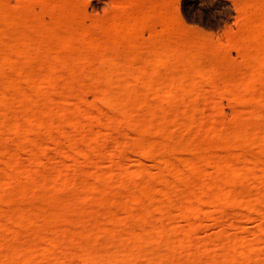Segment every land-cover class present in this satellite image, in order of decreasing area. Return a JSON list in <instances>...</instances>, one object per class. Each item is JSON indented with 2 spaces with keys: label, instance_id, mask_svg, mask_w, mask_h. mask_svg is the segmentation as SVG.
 <instances>
[{
  "label": "bare ground",
  "instance_id": "6f19581e",
  "mask_svg": "<svg viewBox=\"0 0 264 264\" xmlns=\"http://www.w3.org/2000/svg\"><path fill=\"white\" fill-rule=\"evenodd\" d=\"M61 1L58 2V4L51 1V3L56 4L54 5V7L53 4L51 5L52 9L58 6V9L53 10L49 8L50 4H48V7L46 3L48 12L45 11L47 9L46 7L44 9V3L43 8L39 7L44 9L43 12H41L42 10L38 8L39 10H41L40 13L38 12V19L35 18V16L37 17L38 15H34L35 12L33 11V8H30V10H32V13H29L31 14V16L34 13V17L29 16L30 14L26 15L24 12L25 9H21V11L18 10V14V12H13V10L8 9L7 7V10L6 8L4 9L3 7L5 6L3 5H5V3L2 4L3 0H0V17L2 19L0 21L4 22V24L7 23V27H10L4 29L2 27L0 28V42L3 41V43L0 44V109L5 107V111L3 109L2 110L6 113V110H8V108H13L14 112L12 110L8 111H11L13 115L15 113L14 116H17L15 110H17V108L19 107L17 105H21L23 109L20 106L21 108L19 107V111L22 109L25 112L24 109L27 108V112L30 113L29 108L31 110L32 105L33 108L35 107V105L38 106L37 102L40 99L42 103L39 104V107L41 106V109L39 108L38 110L35 107L34 110L40 111V114H44L41 117L40 115H38L37 119V116L35 117L31 115L33 113H31L30 116L25 115V113L22 114V112L20 113L17 110V112L21 114L18 115L19 120H17V118L12 117V114H10L11 112H9V114L11 115L10 117L13 120H9L7 114L6 117H4L6 120H0V134L1 131L3 132L2 134H5L4 130H7L6 132L8 133L17 132V134L18 132L22 131V133L26 136V138L25 136L23 137L24 142L22 139H19L22 137V133H19L22 135L18 134L19 141L17 140L18 142H15L19 145L17 146V144H15L16 148L20 147L18 148L20 150L21 147H23L20 143H26L27 140L31 138V135L35 133L33 131L35 130V128L37 130L41 126H44L45 130L49 128L50 131L54 129L58 131L57 127L59 126V124V127H61V124L65 122L67 125L65 124V127L63 125L64 128H68V125L69 127H71V129L73 128L72 130L70 129L72 133H69V135L71 141H73L72 143H70V145L73 143L74 144L69 151L73 154L76 153V157L72 154V156H68H71L70 159H74V161H71L72 166H74V170L72 168L71 170L75 173V169L78 166L79 160L82 158H84L86 162L83 160H80V162L83 161L84 163H89L92 166H95L97 164V162L93 160L94 158L92 159L93 155H97H92V153L98 147V143L96 141L99 137L97 138L96 136H102V138H104L105 132H109L104 131L103 127H105V130H107V127H116L114 130H117V126H120L121 123H124L125 126H129V128L135 129V134L138 133L137 135H140L138 136V138L140 137L138 140L143 142H140L141 144L136 143V145H132L133 143H130L129 140L127 141L128 143L124 140V142L122 141L118 144L114 139H112V141L117 144L118 150L127 148L131 149L139 159H144L146 157L152 158L156 163L158 176H160V179L158 181L159 188L158 192H154L152 191L153 189L150 188L130 190L126 199L123 201L118 199L117 196H115L114 198V195L109 196V199L108 196H105L106 199L104 200L105 197H103V194L106 195L108 193L107 190L110 191V188L108 189V183L106 185L107 179L105 180L103 178L109 177L107 176L109 175V173L105 174L107 171H104L105 173L99 171L100 173H102V175H100L98 171L92 170L96 172L92 174L93 172L91 171L92 176L90 172H88L91 178L95 175L97 176L98 174L100 175V177L97 178L95 176L97 179L94 177L95 179H91L89 183L86 180H83L82 177V180H79L77 174H72L73 172L71 173L70 169H67L64 162L67 159L69 160L67 156V159L64 158V161L61 160V164L62 166L64 165V167H61V164H59L57 165L58 169H53L54 167L51 168L52 173H49L51 179L48 176L49 181L52 183L51 185L49 184L50 182L48 183V178L44 176L45 181L47 180L46 182L48 183L45 184L44 182V184L47 186L50 185L52 188H50L49 186V189H44L45 192L44 190L42 191L44 192V195H41L45 196V193L48 191L49 195L42 197L44 198V200H46L45 202H53L55 200V196L52 197V194H54V192L59 191L65 194L71 191V189L67 191L61 187L65 186L64 182L66 180L68 182L69 180H71L72 182L74 181L73 179L83 181L81 183L79 182V186H77L79 187L80 191L76 189V187H74V190H72L71 192L76 194H71L70 192L68 196L62 195L61 199L63 198V196L67 197L65 201L67 203L59 206V202L61 201L62 203L63 199L58 200L53 203L54 205L57 204L55 205V208L51 202L49 206L46 205L48 203H45L46 207H43L44 204H42L41 206H39L40 208H37L38 206L33 204L34 209L31 206L28 209V205L30 203L27 202L29 203L28 205H26L25 203V207L27 208L23 207L24 209H22V206H18L21 208L18 209V207L16 206L17 208L14 207V209H17L16 212L12 210L14 211L12 215V212L10 211L8 212L9 214H7V211L4 210L3 207L5 205H8V201L9 203L13 202L15 203L14 205H18L16 201H19L20 198H27L29 197L28 195H30L27 186H25V188L27 189H24L22 186L23 184H21L22 182L20 181L21 179L19 177L22 175L18 176V174L23 173L24 176L26 171L28 170V173H26L27 176L24 177L30 180V176H32L31 172H37L35 171L37 170L36 167L42 164V157L48 150L47 147L49 148L51 144H53L52 146L54 147L57 146V140L55 139L56 142H54L52 141L54 138H50L51 143L49 139H45L47 142L43 140L44 142L39 141L41 143H36V140H32L31 138V143H28L30 145H25L28 147H25L28 149V151L31 148L29 152L30 154L28 153L30 156L28 155L27 158L29 160H26V162H24L26 164L28 163V166L26 164H21V162L18 164L17 160H19V152H17L15 148L14 150H12L13 148H9V146H6L5 144L6 149L3 148L5 150L4 152L0 151V159L4 157L2 162H4L3 165L8 168L7 169L4 166L7 169L5 170L9 171V173L6 171H4L3 173L2 171V174L0 175V183L3 185H5V183H8V185L15 186L20 179V183H17L16 187L22 188L17 189L15 187V191L12 190L13 192L11 191L9 193H17V190H19L20 193H18L22 194V196H19V194H14L12 196L10 194L9 196H7L9 194L7 193L5 197L4 194H6V192L2 189V187H0L5 192L3 193L2 190L0 191V202L3 204L5 203L1 207L2 209L0 208V214L3 216L4 220L3 224L1 222L2 218H0V238H3L2 235L5 234H2L3 232L7 231L8 233H11L13 230L12 238L5 234L6 238L4 237L3 241L5 244H7L8 242H11V244H15V246L13 247L11 244H8L9 246L11 245V248L7 245V247H9L11 250L6 249L7 247L4 244L6 249L4 251V249L2 248L4 247L3 242H1L2 246H0V250L3 251H0V257H3L2 254L5 256L4 258L0 259V264H9V261H12V264H35V262H37L36 260L39 258H41L40 260L47 258L46 260H43L46 261L44 263L47 264H52L51 262L53 261H55L53 263L59 264L60 262L58 261H61L62 259L63 262L60 264H64V261L69 260L66 258H71L69 262H71V260L74 258L72 261L78 260L77 263L82 259L84 264H135V262L141 258H147L146 264H160V260L162 264H175L177 260L174 256V252L187 249V261H193L197 264H264V252L259 253L257 249H254L256 248L257 242L260 240L261 236H264L261 228L262 223H264V124L262 123L261 125V123L259 124L257 122L261 118L264 119V109H261L262 106L258 109L253 108L252 110H250L251 106L248 107L249 110L247 108L245 109L248 110L251 115V120L249 118L250 121L247 120V123L232 124L225 130H221V128H214L215 132L213 131V136L212 134L211 136L209 134V136L203 135V137L201 135L197 142V146H195L196 148L194 150H190L191 152L188 153V157L185 158L184 156L187 155H184L181 156L182 158L184 157L183 159L181 157L180 159H173L175 157H179L175 156L177 153H182L183 151L186 152L188 150H184L185 146H182V144L184 145V143H182L181 141H179L180 143H178L177 141L172 140L173 138L168 135V131L175 130L176 128L194 130L196 127V129H199L202 127V124L197 123L198 121L196 122L195 119L203 109L208 110L211 114H218L219 112L218 105L214 99L217 89L213 87V91L211 90L212 92L206 90L203 92L204 89L202 87L203 83L201 79L204 76V51L207 47L210 48L209 44L206 42H197L196 38H193L192 43H186L187 33L190 31L195 36H197L196 32L194 30H188L182 24L176 12L168 7H166L164 10H157L155 7H150L147 13L144 14L137 6L133 5L134 0H120L122 12L120 11L114 14L107 22H105L104 24H100L101 26H98V32H96L97 34H94L96 31L95 28L93 29L95 24L93 23L94 26L92 25L91 27L92 30H94L93 32L92 30L87 29L89 26H83L84 24L81 20V14H79L80 12L77 10V7H74L73 9V5L69 6L70 8H72L69 9L68 12H66V14H68H64V12L66 11V9L64 11V8L67 7L68 3L66 1L65 3H63L64 1H62L61 3ZM22 11L23 13L21 14L20 12ZM53 13H56L57 15H54ZM62 14L63 17L60 18L59 16H61ZM40 15H42L43 17H48L49 21H44L45 23L48 22L47 25L44 23L45 27L43 26V22L41 23L40 21H38L43 19L42 16L40 18ZM52 15L54 16V19H51L53 18L51 17ZM64 15L68 16V21H66L67 17L66 19H63L65 18ZM247 23V29L245 28L244 30L245 35H243L242 39H240L241 43L239 46V52L241 53L243 58V66H245L249 71L247 73L244 72L243 68L241 69L237 67L218 72L220 78L219 80L222 83L220 84L223 86V91H227L233 96H237L244 101H252L251 98L254 97L253 94L255 95L256 92H251L244 88L243 82L246 79H248L249 82H258L260 84V92H257L258 94L256 93L257 95H259L258 97H256L258 99L260 98L261 102L264 103V16L263 14H252V16L249 17ZM39 24L42 26H40ZM146 25L151 28L155 25H160L161 28L160 32L153 35V38L150 42L140 41L139 38L140 31ZM11 28L15 31L12 30L13 32H10ZM15 28L21 29L18 31ZM6 29H8L9 31ZM16 32L18 33V35H16L17 37H9V33H12L11 35H13V33L15 34ZM3 44H5L4 46L6 50L4 46L1 47V45ZM1 49H3L4 51H2ZM31 63H43L44 66H42L45 68H42V66L39 64V66H41V70H44H42L41 72L37 70V72H35V70H32L35 64L30 65ZM93 65H96V67L94 68ZM27 66L32 67L28 68ZM216 66L217 65L215 63L213 65L214 70L212 73H215L216 70H218V67ZM83 76H87L85 77L87 79L88 77H90L93 82V86L91 83V88L88 87L89 89L85 88V90L88 89L90 91V89H92V95H94L93 97H95L96 101L98 100L100 101L98 103H101L103 105L105 104V106L110 108L112 111H109L112 112L114 116L112 115V113L108 114L112 115V117L107 116V112L105 111L106 113H101V110H99L98 113H94L97 112V110H95L92 105L88 104V106L85 102L83 103V100H81V91H83V88L80 89L81 96L80 94H77V92L79 93V90H71V92L73 91V94H75V96L70 94L71 98H73L71 99L73 100L71 102H74L76 105H74V110L68 109V113H66L67 108L63 106V108H65V112H60L61 114L59 112V114L57 112L55 113V111L53 110L55 108V105H59L60 103L63 104L64 101H66V103L69 102L67 100L70 99V97L68 96V98L64 95L66 90L63 89L66 87L67 81L70 84L71 80L76 81L75 79L79 80L81 78V80H79V83H83L87 81V79L85 81L83 80L85 79ZM60 77L61 80L65 79L66 85L63 88H60V90L62 89L63 92L58 91V89L55 92V90H51L54 86L53 82L55 83L57 78L60 79ZM199 77L201 78L198 81ZM18 81H21L20 83H27V85L29 84L31 86V88H29L30 86L28 87V89H30V92H27V90L25 89L21 90V88L19 90H21L22 92L26 91L27 93H22L19 90H15L14 92L13 89L19 88L17 84L15 85L16 82L19 84ZM42 85L45 86L43 89L48 87V91L51 87L48 94L50 95L49 98L45 90L42 92L40 91V88L43 87ZM15 86L17 88H15ZM54 87V89H56V86ZM68 88L66 87L65 89L68 90ZM10 89H12L15 94L13 93V96V94L10 93L9 95L11 96L12 94V96L9 98V95L7 94L9 92L7 91H11ZM50 92L54 94L57 92H62L60 94L58 93L60 101L58 100V96H56L57 99L54 100V98L51 97L52 95ZM29 93L30 96H28L29 98H26L27 100H25V102H28V99H31L32 102V98L36 99H33V101H37L33 103L29 102L31 106L29 103V105L24 104V99L26 96L24 94ZM256 97H254V99H256ZM13 98L15 99V101L17 100L15 105L17 107L16 109H14L15 106H10L15 104ZM52 98L54 101L52 100ZM65 98L68 99L65 100ZM51 101H53L54 103L55 101L58 102L54 104ZM173 102L177 103L176 107L177 105L179 107L176 112L178 113L181 111L180 113L182 117L184 114V123L175 115L171 116L170 118L167 117V111H165L163 105L168 106ZM262 103L261 105H263ZM23 104L30 107L28 108L26 106L24 108ZM1 105H3V107ZM56 107L58 108V106ZM180 107L183 109V113ZM141 109L142 111H145L139 112V114L142 115L144 113V117H141V115L139 114L138 115L140 117L137 115L138 111H140ZM2 110L1 112H3ZM69 110H71L72 113L69 112ZM57 114L64 119V121L63 119H61L63 122L60 120V118L58 120L55 119L56 121H58V125L54 120L56 116L58 117ZM67 114H70L72 116L75 115V117H79L82 119H85L87 117L98 121L104 119V121L106 122L99 126L100 128L103 125L101 128L104 131V134L102 130V134L101 131L98 133L99 130H97V132H93L92 134V128L90 127V125L83 124L81 122L82 119L79 120L78 118L77 122H74V118L71 116L68 118ZM261 115L263 116L261 117ZM43 116L44 118L46 117V121L44 120V122L43 120L41 121V118L43 119ZM70 118H72L73 121H70ZM178 119L181 121H179ZM51 121L55 122L53 123L55 124L54 126ZM59 121L62 123H60ZM78 122H81L80 124L81 126L83 125V127H85L84 125H88L86 126V128L87 130L88 128H91L90 131L84 130L81 126H79ZM39 125L41 126L37 127ZM55 126L56 128H54ZM111 128L108 130H113ZM80 130L83 131L84 136L89 132L87 134V136L89 135L87 137L88 139L83 141L85 137H83L81 134L80 136L82 137H76V140L78 138L80 139V143H75V137H73V134L75 133L74 131H77L76 134L78 136V132H80ZM29 132L34 133L30 134ZM204 132L205 134H207L206 131ZM150 133H152V135L157 134V137H153V142L151 141L152 138L147 139L148 137L146 138L145 136H143L144 134L147 136ZM95 138L96 140H94ZM105 138H107V136ZM143 138H146L147 140L145 139V141ZM5 141L7 142L8 139L4 140V142ZM48 141L50 145L47 146L46 143H48ZM162 144L167 145V147L166 149H161V151V147L159 148L157 145ZM218 145H223L225 147H228L229 149L232 148L231 150H234V152L232 151V153L234 154L232 155L230 152L231 156L229 157V154L225 161H223V167L216 166L212 173H206L201 170V165H210L212 163H215L216 155L214 153V148ZM253 145H256V149H253ZM78 146L82 148H78ZM25 148L23 147V149ZM74 148L75 151L73 152L72 149ZM251 148L253 149V151H255V153L251 151ZM87 149L90 152L92 151L91 154H89L90 152L87 151ZM256 151H258V154L256 153ZM16 154L18 156H16ZM61 154L65 155L66 153L62 152ZM88 154L92 156L90 157ZM77 157L81 158L76 160L75 158ZM99 158L100 155H98V159ZM95 159H97V156ZM75 160L78 162H75ZM22 165H26L27 168L26 166L25 168L27 170H25L24 166ZM65 168L67 169L68 173L64 171L66 170ZM92 168L94 169L95 167ZM31 169L34 171H32ZM86 172L81 171V173H85V175L87 174L88 176V173ZM70 173L72 174V176H70ZM76 173H79L78 169H76ZM164 173L169 176L163 177ZM38 175L39 174L37 173V176ZM73 175L75 177L72 179L71 177H73ZM118 175L121 178L120 186H123L125 179L128 177V173L119 170ZM28 176L30 178H28ZM66 176L69 178V180L66 179ZM38 177L41 176L39 175ZM38 177L35 182L39 180ZM44 177H42L43 180ZM168 177H173L174 180L171 179L173 181H169L170 179ZM93 180H97L98 182L93 183ZM239 180L246 183V185L247 183L249 184V182L251 183L252 181H255L252 182L255 183L256 186L255 192L251 193V191H247L245 188H234V183ZM10 181L12 182V184ZM32 181L33 178H31L30 183H34V181ZM68 182L66 184H68ZM183 184L186 186H183ZM181 186H183V189L181 188ZM52 189H54L55 191H51ZM60 189H63V192ZM105 191L107 193H105ZM98 193H101L100 196H102V199L101 197H99ZM13 196H17L18 198H13L15 199L14 201L12 199ZM49 196L54 200L49 199ZM8 197L10 198L8 199ZM46 197L48 198L45 199ZM90 197L95 198H92V201ZM88 198L92 202H90L89 200L87 201ZM97 198L107 202H105L104 204V202H102L101 200H97ZM7 199L8 201L6 203ZM144 199L146 200V203L144 205L142 204L143 206H141V208L137 210L135 209L136 211L134 212L133 206L141 203V200L142 202L145 201ZM98 201H100L99 205L101 207H103L104 205L112 204L109 207L113 206L112 208H116L117 212L119 209H122V216H119L116 211V213H113V209H107V206L106 209L105 207H103L104 209L100 208L97 203ZM88 202L90 203L89 206H87L89 207L88 209L87 207L81 208L82 203L85 205V203L87 204ZM92 203H95L97 205L95 208L97 212H95L94 210H89L92 209V207H90ZM116 203H118L117 207L115 206ZM237 203L241 205V208H245V213H240V215L237 214V216H239L241 219L239 218L240 220H237L236 216V220L234 219L235 221L241 222L252 213L257 215L256 221L259 223V227L257 232L252 234L253 239L249 238V240L248 237L246 238V235L244 234L247 233H244L243 229L242 231L240 230V222L236 223L235 221V224L234 222H231L233 224L230 226V228L232 230H237L239 228V230L237 231H240L241 234L243 232V235H241L240 237L233 236L234 238L228 240L223 238L221 232L218 233L216 237L213 238V240L211 238L205 239V241H207L205 242L203 240V243L194 242L190 234L186 231L181 233V231L177 229L176 223L168 214H166L163 219H160L157 222V225L155 224L153 228L148 229L146 227V224H148V220L153 214L163 213L165 209L170 207L176 211L177 218L187 221L188 226L191 229H195L198 228L201 224L200 215L202 214V210H207L204 214H208L209 210L217 211L227 204ZM51 205L53 208H50ZM84 205L82 207H84ZM77 206H80V208H78ZM92 206L94 209V204ZM119 206L120 208H118ZM97 207L102 210H97ZM2 210H4L6 214H2ZM75 211L80 212L77 213ZM9 215H11L10 218H8ZM4 216L6 217V219H4ZM73 218H75V220L77 221V226L75 225V223H72L73 221L71 220H73ZM6 220H8L6 223L10 224V226L8 225L9 227H7V224L5 223ZM36 220L42 221L41 223H39L43 226L41 225V227L39 224H37ZM57 220L59 221V224H61V221H66L67 223L70 221L68 225L67 223H62V225L66 224L67 228L69 227L68 229L70 231L68 229H64L65 226L63 229H61V231L68 230L66 231L67 235L66 233H64L65 231H62L64 233L63 234L59 230L60 236L63 234L68 237V240L71 241L72 245L68 241H62L64 243H67V248L64 243V246H62V242H60V240L63 238V236L59 240V234H57L58 230L53 229L54 233L52 232L53 230H49V227L57 224ZM30 221L34 223L36 222L37 227L40 226L41 230L39 228L37 229V227H31L33 229L29 228L30 223H32ZM213 221L216 220L213 219ZM52 222L56 223L53 224ZM34 223H32V226H35ZM50 223H52L53 225ZM71 223L74 224V226ZM21 225L27 227H25L27 229L26 231L31 229V233H24L27 237L26 241L29 238L28 234L31 235L33 233L32 230L37 229L35 230L37 231V233L38 230H40V232L42 231L41 234L43 235L39 233L41 236H43L41 241H43L44 243H39V245L44 244L42 250L39 245L38 246L40 248H38V242H36L38 240L40 241V236H38L39 234L37 235L39 239L38 237H36V240H32L30 238L32 244L34 243L32 247H30L31 245L27 243L30 240H28L27 242L24 240L22 241V238L25 236L24 234H21L20 239L18 238L20 233H22L21 230L24 229V226L20 228ZM15 227H17L18 230H16L17 228L13 229ZM70 227L73 229H71ZM19 228L21 230H19ZM33 235L34 234H32L31 237L35 239L36 235L34 237ZM15 236H17V238L22 242L19 247L17 246L19 242L16 245L15 238L14 240H12ZM102 236L103 239H105V243L100 244L98 243V240L99 237L102 238ZM23 242H25V246H23ZM76 243L77 245H79L77 247L79 248V251L76 250L78 253H76V251H73L76 254H72L71 251L75 249V247L73 246ZM58 245H61L59 249ZM214 246H221L223 253L222 257L220 259L211 257L206 258L207 260H205L203 258V255H205L204 253H207L208 250L213 248ZM62 247H65V249L62 250ZM69 247H73V249ZM38 249L39 251L41 250V253L39 252L40 256L38 253ZM161 249L162 252L160 251ZM7 250H9V252H7ZM163 250H165V253ZM54 251L56 252V254ZM157 251H159V253ZM4 252L7 254H4ZM258 253L261 254V257ZM47 256L49 257V259ZM6 258L9 259V261H7ZM2 259H4V261L6 260L7 262L5 261L4 263Z\"/></svg>",
  "mask_w": 264,
  "mask_h": 264
},
{
  "label": "rangeland",
  "instance_id": "374dc122",
  "mask_svg": "<svg viewBox=\"0 0 264 264\" xmlns=\"http://www.w3.org/2000/svg\"><path fill=\"white\" fill-rule=\"evenodd\" d=\"M2 1V0H1ZM52 2H55L56 4H58V2H60L61 0H51ZM51 1L50 0H3V3L2 4H4L5 3V5H3V6H5V7H3L4 9L7 7L8 9H11V10H13V12H18V10H20L21 11V9H25L24 10V12H25V14L26 15H28V14H30V13H32V10H30V8H33V11L35 12V14L34 15H38L37 17L35 16V18H38L39 19V13H40V11L41 12H43V10L45 9V7L47 8V5L48 4H50V7H49V5H48V7L49 8H51V5L53 4V7H54V5H56L55 3H51ZM62 1H64L63 3H65V1L68 3L67 4V7L66 8H64V11H65V9H66V11L64 12V14H66V12H68V10L69 9H71L69 6H71V5H73V9H74V7H77V10L80 12L79 14H81V20H82V22H83V26H89L87 29H89V30H92V25H93V23L95 24V26L93 27V29L95 28L96 29V31H95V33L94 34H97L96 32H98V26L100 25V24H104L105 22H107L114 14H116V13H118V12H122V6H121V1L120 0H62ZM62 1H61V3H62ZM134 3H133V5L134 6H137L139 9H140V11L142 12V13H144V14H146L147 13V11H148V9L150 8V7H155L157 10H164L166 7H168V8H171V9H173L175 12H176V14H177V16H178V18L180 19V21L182 22V24L188 29V30H194L195 32H196V35L197 36H195L192 32H188L187 33V35H186V43H192V40H193V38H196V40H197V42H206V43H208L209 44V46H210V48H206L205 49V51H204V53H205V56H204V59H203V66H204V76H203V78L201 79L202 80V83H203V85H202V87H203V92L206 90V91H210V92H212L213 91V87L214 88H216L217 89V92L215 93V96H214V99H215V101H216V103H217V105H218V108H219V112H218V114H211L208 110H206V109H203L200 113H199V115L198 116H196L197 118L195 119L196 120V122L197 123H201L202 124V127L201 128H197L196 129V127H195V129L194 130H187V129H182V128H180V129H175V130H169L168 131V135H170L173 139L172 140H174V141H177L178 143H180L179 141H181L182 143H184V145L182 144V146H185V149L184 150H188V151H183L182 153H177L175 156H179V157H175V158H173V159H176V158H179L180 159V157L181 156H184V155H187V156H184L185 158L186 157H188V153L189 152H191L190 150H194L196 147L195 146H197V142H198V140H199V138L201 137V135H202V137H203V135H210L211 136V134L212 133H214L215 131V129L214 128H221V130L222 129H226V128H228V127H230L232 124H243V123H247L248 121L247 120H249V118H250V120H251V115H250V113L248 112V107H250L251 106V109L250 110H252L253 108L254 109H258V108H260L261 106H262V108L261 109H264V103H262L261 102V99L259 100L257 97L259 96V95H257L260 91V84L258 83V82H249V80L248 79H246L244 82H243V86H244V88H246L247 90H249V91H251V92H258L257 94L255 93V95L253 94V96L254 97H256V99H258V100H256V99H254V97L253 98H251L252 99V101H250L249 99V101H244V100H241L239 97H237V96H233L231 93H229V92H225V91H223V86L221 85L222 83L220 82V78H219V74H218V72H222V71H225V70H229V69H232V68H237V67H239V68H243L244 69V72H247L248 73V69L245 67V66H243V58H242V55H241V53L239 52V46H240V39H242V36L243 35H245V28L247 29V27H246V24H248L247 23V21H248V19H249V17H251L252 16V14H255V15H258V14H263V16H264V0H134L133 1ZM44 3H45V6H44ZM46 3H47V5H46ZM60 5V4H59ZM43 6H44V9H42L43 8ZM66 6V5H65ZM39 7H42V8H39ZM58 7V6H57ZM57 7H55V8H53V9H58ZM7 8H6V10H7ZM41 9V10H39V9ZM27 9V10H26ZM52 9V8H51ZM52 9V10H53ZM61 9V8H60ZM59 9V10H60ZM37 10H39V11H37ZM10 11V10H9ZM45 11H47L48 12V8L45 10ZM44 11V12H45ZM27 12V13H26ZM30 12V13H29ZM39 12V13H38ZM46 12V13H47ZM54 12H55V10H54ZM57 12H59V11H57ZM21 14L23 13V11L22 12H20ZM38 13V14H37ZM45 13V14H46ZM0 14H1V12H0ZM18 14H19V12H18ZM24 14V15H25ZM33 14H32V16H33ZM42 14V13H41ZM44 14V15H45ZM49 14V13H48ZM52 14V13H51ZM54 14V13H53ZM56 14V13H55ZM54 14V15H55ZM68 14V13H67ZM66 14V15H67ZM25 15V16H26ZM43 15V14H42ZM42 15H40V18H41V16ZM47 15V14H46ZM50 15V14H49ZM48 15V16H49ZM57 15V14H56ZM66 15H64V17L65 18H63V19H66V17H67V20L66 21H68L69 19H68V16H66ZM29 16H31V14L29 15ZM31 16V17H32ZM34 17V16H33ZM43 17V16H42ZM51 17H53V18H51V19H54V16L52 15ZM60 18H62L63 17V14L61 15V16H59ZM80 18V17H79ZM37 19V20H38ZM43 19H45V20H43ZM43 19H41V20H38V21H40L41 23L43 22V26L46 24L47 25V23L48 22H44V21H49L48 20V17H46V16H44L43 17ZM0 20H2L1 19V17H0ZM62 20V19H61ZM51 21V20H50ZM53 21V20H52ZM65 21V20H64ZM81 22V21H80ZM81 22V23H82ZM6 23V22H5ZM40 23V24H41ZM45 23V24H44ZM7 24V23H6ZM6 24H4V22H2V21H0V28L2 27L3 29L4 28H10V27H7V25ZM39 24V25H40ZM51 24V23H50ZM49 25V24H48ZM40 26H42V25H40ZM82 26V27H83ZM101 26V25H100ZM99 26V27H100ZM45 27V26H44ZM91 28V29H90ZM15 29H17V28H15ZM21 28H18L17 30L19 31ZM6 30H8V29H6ZM13 29L11 28V31L10 32H13V31H15V30H13ZM9 31V30H8ZM94 30H92V32H93ZM161 31V28H160V25H155V26H153L152 28L151 27H148L147 25L145 26V27H143L142 28V30L140 31V34H139V38H140V41H144V42H150L151 40H152V38H153V35L155 34V33H158V32H160ZM17 33V32H16ZM14 34L13 33V35H11L10 33H9V37H11V38H13L14 36L15 37H17L16 35H18V33L17 34ZM1 43H3V41H1L0 42V44ZM5 43V42H4ZM5 44H3V45H1V47L2 46H4ZM4 48H5V46H4ZM2 51H4L3 49H1ZM5 50H6V48H5ZM216 63V67H218L217 69L218 70H216V72L215 73H212L213 72V70H214V68H213V65ZM32 64H35V63H31L30 65H32ZM39 64L40 63H37V64H35L34 65V68L32 69V70H35V72H37V70H39L40 72L42 71V70H44V69H42L41 70V66L43 65L44 66V64L42 63V64H40L41 66H39ZM42 66V68H45V67H43ZM94 66V65H93ZM28 68H30V67H32V66H27ZM96 67V65L94 66V68ZM27 68V69H28ZM31 70V69H30ZM31 70V71H32ZM84 77V76H83ZM85 77H87V76H85ZM84 77V78H85ZM202 77V76H201ZM201 77H199L198 78V81H199V79L201 78ZM63 78V77H62ZM79 78V77H78ZM89 78L90 77H88V79L87 78H85V79H83L84 81L87 79V81H85V82H83V83H79V80H81V78L78 80V79H75L76 81H70V84L68 83V81H67V85H66V82H65V79H62L61 80V77H60V79L59 78H57V80H56V82L54 83L53 82V84H54V86H56V89H54L55 87L53 86V89H51V90H55V92L57 91V89H58V91H62V89L60 90V88H63L65 85H66V87L68 88V90L67 89H65V88H63L64 90H66V92L64 93V95L66 96V97H70V99H68V98H65V100H67V101H69L68 103H66V101H64L63 102V104L62 103H60L59 105H55V108L53 109L54 111H55V113L57 112H65V108H67L66 109V113H68V109H73L74 110V105H75V103L73 102H71V101H73V100H71V99H73V98H71V96H70V94H72V95H74L75 96V94H73V91H75V90H73V89H76V90H79V93L77 92V94H80V89H82L83 88V91H81V94H82V99L81 100H83V103L85 102L87 105L89 104V105H92L93 106V108H95V110H97V112H94V113H98V111L99 110H101L102 112L101 113H103V112H107V116H110V117H112V115L114 116V114L112 113V112H110V111H112L110 108H108L107 106H105V104L103 105V104H101V103H98V102H100V101H96V99H95V97H93L94 95H92L93 94V91H92V89H90V91L88 90L89 88H91V83H92V86H93V82H92V80H91V78H90V80H89ZM2 79V78H1ZM59 79V80H58ZM89 80V81H88ZM91 81V82H90ZM19 82V84L16 82L15 83V85L17 84V86H19V88L18 89H13L14 90V92H15V90H19L20 88H21V90L23 89H25V90H27V92H30V89H28V87L30 86L29 84L27 85V83L25 84V83H20L21 81H18ZM23 82V81H22ZM26 82V81H25ZM201 82V81H200ZM221 83V84H220ZM69 84V85H68ZM43 85H45V84H43ZM42 85V86H43ZM40 86H41V84H40ZM47 86V85H46ZM45 86H43L42 88H40V91L42 92V91H44L45 90V92H46V94L48 95L49 94V91H50V88H49V91H48V87L47 88H45V89H43ZM79 87H81V88H79ZM89 87V88H88ZM15 88H17L16 86H15ZM29 88H31V86L29 87ZM38 88H39V86H38ZM85 88H88L87 90H85ZM93 88V87H92ZM221 88H222V90H221ZM11 91H7V92H9V93H7L8 95L10 94V93H14L13 92V90L12 89H10ZM21 90H19V91H21ZM48 92H47V91ZM71 90H73L72 92H71ZM212 90V91H211ZM215 90V89H214ZM22 92V91H21ZM24 92H26V91H24ZM24 92H22V93H24ZM26 92V93H27ZM63 92V91H62ZM62 92H57V93H52V92H50L51 93V97H53L54 98V100H56L57 99V97L56 96H58V100L60 99L59 98V95H58V93L60 94V93H62ZM67 92H68V94H67ZM71 92V93H70ZM75 92V93H76ZM12 94H11V96H12ZM15 94V93H14ZM14 94H13V96H14ZM67 94V95H66ZM76 94V95H77ZM81 94H80V96H81ZM7 95V96H8ZM24 95H26L25 96V99H24V102H25V100H27L26 98H29L28 96H30V93L29 94H24ZM10 95L8 96L9 98L11 97ZM73 96V97H74ZM50 97V95H48V98ZM31 98V97H30ZM53 98H52V100H53ZM33 99H35V98H32V102H31V99H28V102L26 103H24V104H27V105H29L30 103L29 102H31V103H33V102H37V101H33ZM254 99V100H253ZM13 100L15 101V99L13 98ZM49 100H51V99H49ZM53 100V101H54ZM11 101H12V98H11ZM13 101V102H14ZM53 101H51L52 103H54ZM60 101V100H59ZM12 102V103H13ZM16 102H17V100L15 101V104H13V105H10L11 107H14L15 105H16ZM58 101H55V103H57ZM263 104V105H261V103ZM29 103V104H28ZM40 103H42L41 101H40V99L38 100V102H37V104H38V106H36L35 105V103H34V105H35V107H36V109H38L39 110V108L41 107H39V104ZM54 103V104H55ZM64 103H66V104H64ZM0 104H1V102H0ZM2 104H4V103H2ZM19 104V103H18ZM23 104V105H24ZM176 104L177 103H175V102H173V103H171L170 105H168V106H165V105H163V107L165 108V111H167V117H171V116H176L177 118H179V119H181L182 121H183V123H184V114H183V117H182V115H181V111L180 112H176V110L179 108L178 107V105H177V107H176ZM179 104V103H178ZM26 105V106H27ZM88 105V106H89ZM249 105V106H248ZM2 107H3V105H1ZM17 106H21V105H17ZM25 105H24V108L26 107ZM30 106H31V104H30ZM30 106H27L28 108L30 107ZM56 106H58V108L56 107ZM61 106V107H60ZM63 106L65 107V108H63ZM76 106V105H75ZM91 106V107H92ZM179 106H181V105H179ZM10 107V108H11ZM17 108L16 106L14 107V109H16L17 108V110L19 111V109L22 107H20V108ZM32 107V109L30 110V108H29V111H30V113L29 112H27V108L26 109H24L25 110V112L22 110L23 109V107H22V109L19 111L20 113L22 112V114L23 113H25V115H30L31 113H33V114H31L32 116H37V119H38V115H40V117L42 116V115H44V114H40V111H36V110H34V108H33V105L31 106ZM1 108V107H0ZM181 108V107H180ZM248 109V110H245V109ZM4 111H5V107H3L2 108ZM2 109H0V116L1 117H3V118H1L0 117V120L1 121H3V120H6L4 117H6V114H7V116L9 117V120H13L10 116V114H12V112L11 111H8V110H12L13 112H14V110H13V108H11V109H9L8 108V110H6V113L2 110ZM7 109V108H6ZM41 109V108H40ZM59 109V110H58ZM64 109V110H63ZM143 109V108H142ZM142 109L140 110V111H138V113H137V115L139 114V112H144V111H142ZM182 109V108H181ZM1 110L3 111V112H1ZM17 110H15L16 111V113H17V116H14L15 115V113H14V115L12 114V117H14V118H17V120H19L18 119V115L20 114L19 112H17ZM34 110V111H33ZM71 110H69V112H71ZM93 110V109H92ZM94 110V111H95ZM110 110V111H109ZM139 110V109H138ZM180 110V109H179ZM7 111H8V113H7ZM33 111V112H32ZM37 113H36V112ZM9 112H11L10 114H9ZM39 112V113H38ZM105 112V113H106ZM238 112V113H237ZM2 113V114H1ZM5 113V114H4ZM26 113H28V114H26ZM58 113V114H59ZM72 113V112H71ZM110 113H112V115H108V114H110ZM182 113H183V109H182ZM240 113V114H239ZM3 114H4V116H3ZM57 114V115H58ZM61 114V113H60ZM144 114V113H143ZM141 115V114H139V115H141V117L143 116L144 117V115ZM146 114V113H145ZM239 114V115H238ZM21 115V114H20ZM30 115V116H31ZM68 115V118L71 116V117H73L74 118V122L76 121L77 122V118L79 119V120H81L82 118H79V117H75V115L74 116H72V115H70V114H67ZM136 115V116H137ZM138 115V116H139ZM253 116V115H252ZM263 115H261V117H262ZM39 117V118H40ZM140 117V116H139ZM145 117H147V116H145ZM261 117H258V118H261ZM60 118V120L61 119H63L62 117H60L59 115H58V117L56 116L55 118H54V120L56 119V120H58ZM84 118V117H83ZM258 118H256V119H258ZM264 118V117H263ZM71 119V120H70ZM69 120L70 121H73L72 120V118H70ZM90 117H87V118H85V119H82V123L83 124H88V125H90V127L92 128H90L91 129V133L93 134V132H97V130H99L98 131V133L102 130V126L99 128V126L101 125V124H104L106 121H104V119H102V120H100V121H98V120H93V119H91ZM178 119V120H179ZM188 119V118H187ZM40 120V119H39ZM43 120V122H44V120L46 121V117L44 118V116H43V119L41 118V121ZM53 120V119H52ZM55 120V121H56ZM78 120V121H79ZM181 120H179V121H181ZM249 120V121H250ZM15 121V120H14ZM62 121V120H61ZM63 121H64V119H63ZM62 121V122H63ZM43 122H42V124H43ZM52 122V124L53 123H55L54 121H51ZM57 122L58 121H56V124H57ZM60 122V121H59ZM62 122H60V123H62ZM80 122V123H81ZM100 122V123H99ZM103 122V123H102ZM259 124L261 123V125H262V123L264 124V119H259V121H257ZM79 123V122H78ZM79 123V126H81V124ZM188 123V122H187ZM250 123V122H249ZM52 124H50V125H52ZM65 122L64 123H62L61 125V127H59L60 126V124H59V126L57 127V130L58 131H56L54 128H56V126L53 128L54 130H51L50 131V129L49 128H47L46 130H49V131H46L45 130V128H44V126L42 127L41 125H39V126H37V127H40V128H38L37 130H36V128H35V130H33L34 132H29L30 134H32V133H34V134H32L31 135V138H32V140L34 139V140H36L35 142L37 143V142H39V141H43V140H48L49 139V141H50V138H54L52 141H54V142H56V140H57V146H52L53 144H51V146H49V148L47 147V151H46V153L43 155V157H42V164H40L38 167H36L37 168V170H35V171H37V172H34V173H32L31 172V174H32V176H34V177H32V176H30L31 178H33V181H34V183H30V180H31V178L28 176V178H30V180H28V179H26L25 177L27 176L26 175V173H28V170L26 169L27 168V166H28V163L26 164V163H24V162H26V160H29V159H27L28 158V155L30 154L29 152H30V149H29V151H28V147L27 146H25V145H27L29 142H30V140H31V138L30 139H28L27 140V142L26 143H23L24 142V140H23V137L25 136L23 133H22V131L21 132H18V134L19 133H22V134H19V135H22V137L21 138H19V139H22L23 140V144L22 143H20L24 148L25 147H27V148H25V149H23V147H21V149L19 150L18 148H20V147H18V148H16V146H15V144H17V143H15L17 140L19 141V139H18V134H17V132L16 133H12L11 131V133H8V132H6L5 130H4V133L5 134H2L3 132L1 131V136H0V138H1V140H0V149H2V150H0V151H2V152H4L5 150L3 149V148H5L6 149V146H9V148H13L12 150H14V148H15V150H17V152H19V160H17L18 161V164L21 162V164H26L25 166H26V168H25V166L24 165H22V166H24V169L25 170H27L26 171V173H25V177L23 176V173H21V174H18V176H20V175H22V176H20L19 178L21 179H19L22 183L21 184H23L22 186H23V188L24 189H27L28 188V191H29V193H30V195H28L29 197H25L24 199H22V198H20L19 199V201H16L17 203H18V205H14L15 203H13L12 201L14 200L15 201V199H13V198H15V197H17V196H13L12 197V201H10V202H12V203H9V201H8V199L10 198V197H8V199L6 200V203H7V201H8V205H5L4 207H3V209L4 210H6L7 212V214H9L8 212L10 211V212H12L11 213V215L13 214V212L15 211L16 212V210L17 209H14V207H18V206H22V209H24L23 207H25V203H26V205H28L29 203V205H28V209H29V207L31 206V207H33V209H34V206H33V204L34 205H37L38 207L37 208H40L39 206H41L42 204H44V206L43 207H46V205H48L49 206V204H51V202L50 201H47V202H45L46 200H44V198L43 197H45L46 195H49L48 193V191L45 193L46 195L45 196H43L44 195V192H45V190L44 189H46V188H48L49 189V186L52 184L50 181H49V178H48V176L50 175L49 173H52L51 171V168L52 167H54L53 169H58V166L57 165H59V164H61V162L62 161H64V158H66L67 159V156L68 155H73V156H75L76 157V153H72V152H70L69 150H71V147H73V144H71L70 145V143H72L73 141H71V139H70V135H69V133H72L71 132V130L73 129H71V127H69V125H68V128H64L65 127ZM186 124V123H185ZM55 124H53V126H54ZM58 125V124H57ZM63 125H64V127H63ZM67 125V124H66ZM88 125H84L85 127H83V125L81 126L84 130H86V131H90V129L88 128V130H87V128H86V126H88ZM122 125V126H121ZM104 126H106V125H104ZM118 127V129L117 130H114L116 127H113V128H111V129H113V130H108V129H110V128H108L107 127V130H105V127H103L104 129V131H109V132H105V137L107 136V138H102V136H96L98 139H97V143H98V147H97V149L92 153V155L93 154H97L96 156H97V159H95L96 158V156L95 155H89V154H91V152L87 149V151H89L90 153L88 154L90 157L92 156V159L93 160H95L96 162H97V164L95 165V166H92V165H90L89 163L87 164V163H84L83 161H85L84 160V158H82V159H80L81 157H77V158H75L76 160L77 159H80V160H83L82 162H80V160H79V163H78V166H77V168L76 169H78V171H79V173H76V169H75V173H74V171H72L71 170V168L73 169L74 168V166H72V162L71 161H74V159L72 160V159H70V157L72 156H68V158H69V160L67 159H65L66 161H64L65 162V165H66V167H67V169H70V172L72 173V174H77V176L79 177V180H86L88 183H89V181H91V179H95L96 177L98 178V177H100V175H102V173H105L106 171V173L105 174H108L109 173V175H107V176H109V177H107V178H103V179H107L106 180V185H107V183H108V189L110 188V191H108L107 190V192L105 191V193H107L106 195L105 194H103V197H107L108 196V199L110 198L109 196H111V195H114L113 197L115 198V196H117L118 197V199H120L121 201H123V200H125L126 199V197H127V195L129 194V191L130 190H136V189H142V188H150V189H153L152 191H154V192H158V181H159V179H160V176H158V169L156 168V163H155V161L152 159V158H149V157H146V158H144V159H139L135 154H134V152L131 150V149H122V150H118L117 149V144L119 143V142H124V140H125V142H127L128 140H129V142L130 143H133L132 145H136V143H139V144H141L140 142H143V141H139L138 139L140 138H138V136H140V135H137L138 133H136L135 134V129H132V128H129V126L127 127V126H125V124L123 123H121L120 124V126L118 125L117 126ZM44 128V129H43ZM51 128V129H52ZM61 128V129H60ZM63 128H64V130H63ZM60 129V130H59ZM71 129V130H70ZM82 129V130H83ZM193 129V128H192ZM213 129V130H212ZM82 130H80V132H78L79 133V135L77 136V131H74L73 133L75 134V136H74V134H73V137H75L74 139L76 140V137H79L81 134H82V136L83 137H85L84 139H83V141H85V140H87L88 138V136H87V134L89 133H87L85 136H84V134H83V131ZM102 130V131H103ZM9 131V130H8ZM13 131V130H12ZM15 131V130H14ZM59 131H61V132H59ZM64 131H65V133H64ZM79 131V130H78ZM102 131H101V134H102ZM104 131H103V134H104ZM204 131H206V133L207 134H205V132ZM214 131V132H213ZM59 132V133H58ZM63 132V133H62ZM82 132V133H81ZM220 132V131H219ZM223 132V131H222ZM221 132V133H222ZM85 133V132H84ZM220 133V134H221ZM224 133V132H223ZM27 134V133H26ZM95 134V133H94ZM97 134V133H96ZM148 134V133H147ZM137 135V136H136ZM208 135V136H209ZM27 136H29V135H27ZM82 136H80V137H82ZM91 136V135H90ZM94 136V135H93ZM143 136H145L147 139H150V138H152L151 139V141L153 142L154 141V138L155 137H157V134H153L152 135V133H150L149 135H143ZM204 136V137H205ZM212 136H213V134H212ZM101 137V138H100ZM154 137V138H153ZM25 138H26V136H25ZM24 138V139H25ZM89 138H91V137H89ZM145 138V139H146ZM210 138V137H209ZM6 139H8V143L6 142H4V140H6ZM56 139V140H55ZM73 139V138H72ZM81 139V140H82ZM112 139H114L115 140V142H117V144H115L114 143V141H112ZM144 139V138H143ZM144 139V140H145ZM146 139V140H147ZM21 140V141H22ZM45 140V142H47ZM74 140V142L75 143H77V142H79L80 143V139L78 138L76 141ZM79 140V141H78ZM94 140H96V138L94 139ZM142 140V139H141ZM145 140V141H146ZM17 141V142H18ZM20 141V142H21ZM49 141H48V143H49ZM71 141V142H70ZM139 141V142H138ZM149 141V140H148ZM254 141H256V140H254ZM41 142H39V143H41ZM44 142V141H43ZM31 143V142H30ZM48 143H46L47 144V146L48 145H50V143H51V141H50V143L48 144ZM128 143V142H127ZM5 144H6V146H5ZM30 144H28V146H29ZM55 145V144H54ZM79 145V144H78ZM5 146V147H4ZM17 146H19L18 144H17ZM70 146V147H69ZM159 148H160V150L162 149H166V147H167V145H165V144H162V145H157ZM254 146V145H253ZM256 146V145H255ZM254 146V147H255ZM77 147V146H76ZM82 147H83V145H82ZM82 147H79L78 146V148H82ZM253 147V149H256V147L254 148ZM257 147H258V145H257ZM261 147V146H260ZM8 148V147H7ZM85 148V147H84ZM184 148V147H183ZM182 148V149H183ZM232 149V148H231ZM231 149H229L228 147H225V146H223V145H218L217 147H215L214 148V153H215V155H216V158H215V163H212V164H210V165H201V170H203L204 172H206V173H212L213 171H214V168L216 167V166H218V167H223V165H222V163H223V161H225V159L227 158V156L230 154V152H231V154L233 155L234 153H232V151L234 152V150H231ZM252 149V148H251ZM253 149L251 150V151H253ZM260 149H262V148H260ZM73 150V152L75 151V148L74 149H72ZM85 150V149H84ZM161 150V151H162ZM259 150V149H258ZM260 151V150H259ZM66 153L65 155L64 154H61V153ZM86 152V151H85ZM29 153V154H28ZM187 153V154H186ZM236 153V152H235ZM253 153H255V151H253ZM256 153L258 154V151H256ZM4 154V153H3ZM16 154V156H18ZM231 154L229 155V157L231 156ZM98 155H100V158L98 159ZM3 156V155H2ZM5 156V155H4ZM30 156V155H29ZM64 156V157H63ZM0 157H1V155H0ZM183 157V158H184ZM228 157V158H229ZM4 158V157H3ZM3 158L2 159H0V175L2 174V171H3V173H4V171H6L8 168L5 166V165H3L4 164V162H2V160H3ZM18 158V157H17ZM182 158V157H181ZM182 158V159H183ZM179 159H177V160H179ZM62 160V161H61ZM75 160V162H78V161H76ZM176 160V161H177ZM86 162V161H85ZM110 162H111V164H110ZM20 164V165H21ZM64 164V163H63ZM77 164V163H76ZM73 165H74V163H73ZM7 168H5V167ZM56 166H57V168H56ZM61 167H64V165L62 166V164H61ZM60 167V168H61ZM92 167H95L94 169L92 168ZM59 168V169H60ZM89 168V169H88ZM110 168H112V169H110ZM6 169V170H5ZM21 169H23V168H21ZM29 169V168H28ZM35 169V168H34ZM66 169V168H65ZM67 169L66 170H64V171H66L67 173H68V171H67ZM32 170V169H31ZM74 170V169H73ZM92 170H96V171H98V173H100V172H102V173H100V175L98 176H94V177H92L91 178V176H92V174H94L96 171H92ZM117 170V171H116ZM119 170H121L122 172H127L128 173V177L125 179V182H124V185L123 186H120V176L118 175V172H119ZM10 171H11V168H10ZM32 171H34V170H32ZM81 171L83 172V171H87L86 173H88V172H90V174H91V171L93 172L92 174H91V176H89V173H88V176H87V174L85 175V173L83 174V173H81ZM100 171V172H99ZM105 171V172H104ZM6 172H8L9 173V171H6ZM21 172V171H20ZM30 172V171H29ZM37 173L41 176V177H38L37 176ZM70 173V176H72V174ZM30 174V173H29ZM30 174V175H31ZM66 174V173H65ZM83 176H82V175ZM39 178V180H37L36 182H35V180L37 179V177ZM187 175V174H186ZM47 177L48 178V183L50 184V185H45L47 182V180L45 181V177ZM166 177V176H169V175H167V174H165L164 173V175H163V177ZM188 176V175H187ZM42 177H44V180H43V178ZM50 177V176H49ZM68 177H69V174H68ZM67 176H66V179H68L69 180V178H68ZM75 176L73 175V177H71L72 179L74 178ZM81 177H82V179H81ZM35 178V179H34ZM46 178V179H47ZM96 178V179H97ZM169 178V177H168ZM43 181H42V180ZM50 179H51V177H50ZM102 179V178H101ZM170 179V180H169ZM168 180L169 181H173L174 180V178L173 177H171V178H169ZM171 179H173V180H171ZM19 180H18V182L17 183H20L19 182ZM40 180H41V182H40ZM74 181H72L71 182V180H69V182H68V184H66L67 182L65 181L64 182V184H65V186L64 187H61V188H63V189H65V190H67V191H69L70 189H71V191L72 190H74L73 188L74 187H76V189H78L79 190V187H77V186H79L78 185V183L80 182H83V181H79L78 179L76 180V179H73ZM105 180H104V182H105ZM32 181V182H33ZM94 182L93 183H96V182H98L97 180L95 181V180H93ZM252 181V180H251ZM5 182H7V181H5ZM11 182V181H10ZM9 182V183H10ZM44 182H45V184H44ZM252 182H255V181H252ZM250 183L249 182V184L247 183V185H246V183H244L243 181H241V180H239V181H236L235 183H234V185H233V187L234 188H245L247 191H251V193H253V192H255V190H256V186H255V183ZM17 183H16V185H17ZM47 183V184H48ZM1 184V183H0ZM11 184H12V182H11ZM14 184V183H13ZM42 184H44V185H42ZM2 185V186H1ZM0 185V187H2V189L6 192V194H4V196L6 197V195H7V193H9V192H11L12 190L13 191H15L14 189H15V187H16V185L15 186H13V185H8V183L6 184L5 183V185H3V184H1ZM19 185V184H18ZM67 185V186H66ZM20 186V185H19ZM18 186V187H19ZM25 186H27V188H25ZM43 186V187H42ZM47 186V187H46ZM53 186V185H52ZM111 186V187H110ZM183 186H186V185H184L183 184ZM183 186H181V188L183 189ZM45 187V188H44ZM17 188V187H16ZM20 188H22V187H19V188H17V189H20ZM50 188H52L51 186H50ZM67 188V189H66ZM185 188V187H184ZM248 188V189H247ZM1 188H0V191L2 190ZM63 189H60L61 191L63 190ZM2 190V192L3 193H5L4 191ZM23 190V189H22ZM44 190V192H42ZM59 190V189H58ZM186 190V189H185ZM12 191V192H13ZM19 193H20V191L19 190H17ZM28 191H26V192H28ZM50 191V190H49ZM51 191H55L54 189H52ZM51 191H50V193H51ZM57 191V190H56ZM70 191V192H71ZM75 191H77V190H75ZM80 191V190H79ZM78 191V192H79ZM184 191V190H183ZM9 193L7 196H9L10 194H11V196L12 195H16V194H19V193ZM22 192V191H21ZM63 192V191H62ZM66 192V191H65ZM64 192V193H65ZM70 192H67V193H65V194H63V193H61V192H59V191H57V192H54V194H52V197H54L55 196V200L54 199H52V198H50V196H51V194H50V196H49V199H51V200H54L53 202H52V204L53 203H55L56 201H58V200H62L63 202L61 203V201L59 202V206H61V205H64V204H66L67 202H65L66 201V199H67V197L65 196H63V198L61 199V197H62V195H69V193ZM77 192V193H78ZM181 192H182V190H181ZM3 193H1V194H3ZM41 194H43V195H41ZM71 194H76V193H72L71 192ZM98 195H99V197H101V199H102V196H100L101 195V193L99 194L98 193ZM19 196H22V194H19ZM26 196V195H25ZM43 196V197H42ZM96 196V195H95ZM24 197V196H23ZM98 197V196H97ZM106 197L104 198V200L106 199ZM116 197V198H117ZM157 197H159V196H157ZM18 198V197H17ZM17 198H16V200H17ZM48 197H46L45 199H47ZM91 198V197H90ZM93 198V197H92ZM92 198H91V200H92ZM95 198V197H94ZM93 198V199H94ZM112 198V197H111ZM48 199V200H49ZM101 199H99V198H97V200H101ZM90 201V199L88 198L87 199V201ZM96 200V201H97ZM145 200V199H144ZM93 201V200H92ZM92 201H90V202H92ZM102 202H104V204H105V202H107V201H103V200H101ZM27 202H29V203H27ZM50 202V203H49ZM95 202V201H94ZM99 202L100 201H98L97 203H98V206L100 207V208H103V207H105V209L107 208V209H111L112 207H109V206H111L110 204H108V205H104L103 207H101L100 205H99ZM141 203H139V204H137V205H134L133 206V211L135 212L137 209H139V208H141V206H143L145 203H146V200L145 201H143L142 202V200L140 201ZM1 203V202H0ZM16 203V204H17ZM45 203H48V204H46L45 205ZM58 203V202H57ZM61 203V204H60ZM96 203V202H95ZM95 203H92L91 204V206L90 207H92V209H89V210H91V211H95V212H97L96 211V204ZM5 204V203H4ZM3 203H1V205H0V208L4 205ZM10 204V205H9ZM20 204V205H19ZM22 204V205H21ZM23 204H24V206H23ZM32 204V205H31ZM89 202L86 204L85 203V205L82 203V206L84 205V207H82L81 206V208H85V207H87V206H89ZM94 204V209H93V205ZM143 204V205H142ZM14 205V206H13ZM55 205H57V204H55ZM55 205L53 204V206H54V208H55ZM102 205V204H101ZM114 205V204H113ZM117 205H118V203H116V207H117ZM200 205V204H199ZM12 206V207H11ZM107 206V207H106ZM241 205H239L238 203L237 204H227V205H225V206H223L220 210H217V211H210L209 210V212H208V214H204L207 210H202V214H204V215H200V221H201V224H200V226L198 227V228H195V229H191L189 226H188V224H187V221H185V220H183V219H179V218H177L176 217V215H177V213H176V211L173 209V208H167V209H165V211L163 212V213H155V214H153L152 216H151V218L148 220V224H146L147 226V228L148 229H151V228H153L154 226H155V224L157 225V222L160 220V219H163L164 217H165V215L166 214H168L170 217H171V219L176 223V226H177V229L179 230V231H181V233H183V232H188L189 234H190V236H191V238H192V240L194 241V242H196V243H203V240L205 241V239H212L213 240V238L214 237H216V235L218 234V233H221L222 232V235H223V238L224 239H231V238H234L233 236H237V237H240L241 235H243V232H242V234H241V232L240 231H237V230H239V228L237 229V230H232L231 228H230V226L233 224V223H231V222H234L236 219L237 220H240L241 218L239 217V216H237V214H239L240 215V213L242 214H244L245 213V208L243 209V208H241L240 207ZM16 207V208H17ZM36 207V206H35ZM52 207V205L50 206V208ZM78 207V206H77ZM99 207H97V210L98 209H100ZM242 207H244V206H242ZM10 208H11V210H10ZM25 208H27V207H25ZM42 208V207H41ZM53 208V207H52ZM78 208H80V206L78 207ZM89 207H87V209H88ZM118 208H120V206L118 207ZM2 209V208H1ZM18 209H21L20 207H18ZM104 209V208H103ZM113 209V208H112ZM115 209V210H114ZM113 209V213H116L117 212V210H116V208H114ZM136 209V210H135ZM4 210H2V214L3 213H5L4 212ZM12 210H14V211H12ZM78 210V209H77ZM80 210V209H79ZM100 210H102V209H100ZM99 210V211H100ZM121 210L122 209H119L118 210V212H117V214L119 215V216H122V212H121ZM1 211V210H0ZM81 211V210H80ZM80 211H75V212H77V213H79ZM98 211V212H99ZM116 211V212H115ZM5 213V214H6ZM4 214V215H5ZM11 215H9V217L8 218H10L11 217ZM0 216H2L1 214H0ZM237 216V217H236ZM5 217V216H4ZM235 217H236V219H235ZM0 218H2V220H3V216L2 217H0ZM240 218V219H239ZM4 219H6V217L4 218ZM213 219H215L216 221H213ZM235 219V220H234ZM256 219H257V215H255L254 213H252V214H250L246 219H243L241 222H240V226H241V231H242V229H243V231H244V233H247V234H244V235H246V238L248 237V239L249 238H252L253 239V237H252V234H254V233H256L257 232V230H258V227H259V223L256 221ZM1 220V219H0ZM1 220V222L3 223L4 222V220L2 221ZM8 220H6L5 221V223L7 222ZM58 221V220H57ZM56 221V222H57ZM71 221H73L72 223H75V225H76V223H77V221L75 220V218H73V220H71ZM30 222H32V221H30ZM36 222H37V224H39L40 225V223L42 222V221H37L36 220ZM36 222L34 223V222H32V223H34V225L35 226H32V223H30V227L29 228H31V227H37V225H36ZM40 222V223H39ZM56 222H52L53 224L54 223H56ZM70 222V221H69ZM69 222L67 223L66 221L65 222H60L61 224H59V221L57 222V224H55V225H53L52 223H50V224H52V225H50V226H52V227H49V225H48V227H49V230L51 229V231L53 230V229H56V230H58V233L57 234H59V240L62 238V236H63V238L60 240V242H62L63 240H65V241H68V242H70V244H71V241L70 240H68L67 238L68 237H66L65 235H63L64 233H66V231H68L69 229V227L67 228L66 226L69 224ZM236 223H239V222H237V221H235ZM235 222H234V224H235ZM8 223H10V222H8ZM27 223V222H26ZM62 223H67V225L65 224H63L62 225ZM71 223V224H72ZM4 224V223H3ZM7 224V223H6ZM10 226V224H7V227H9ZM24 225H25V223H24ZM24 225H21L20 226V228L21 227H23ZM42 225V224H41ZM40 225V226H41ZM73 226H74V224H72ZM71 225V226H72ZM26 226H27V224H26ZM26 226H24V229H20L19 228V230H21V232L22 233H20V235L18 236V238L20 239V236H21V234H24V233H26V232H28V233H31V229H33V228H31V229H29L28 231H26L27 229V227ZM40 226L39 227H37V229L39 228L40 230H41V228H40ZM43 226V225H42ZM41 226V227H42ZM64 226H65V228H64ZM77 226V225H76ZM75 226V227H76ZM26 227V228H25ZM17 227H15V228H13V229H16ZM68 229V230H62V231H65L64 233L61 231V229ZM71 228V227H70ZM261 228H262V231H263V233H264V223H262V225H261ZM37 229H34V230H32L33 231V233L32 234H34L33 235V237L35 236V239H33L31 236H32V234L30 235V234H28V240H30V238L32 239V240H36V237H38V236H40V241L38 240L39 239V237H38V241H36V242H38V244H37V246L39 245V243H44L43 241H41V239H42V237L43 236H41V235H43V234H41L42 233V231L40 232V230H38V233H37V231H35V230H37ZM71 229H73V228H71ZM16 230H18V228L16 229ZM15 230V231H16ZM55 230V231H56ZM59 230L61 231V233H63L61 236H60V233H59ZM14 231V232H15ZM30 231V232H29ZM70 231V230H69ZM12 232H13V230H12ZM12 232L11 233H8L7 231L6 232H3L2 234H7L9 237H11L12 238ZM18 232V231H17ZM17 232H16V234H17ZM35 232V233H34ZM53 233H54V230L52 231ZM57 232V231H56ZM37 233V234H36ZM41 235H40V234ZM2 235L3 236V238L5 237L6 238V235ZM9 234H11V235H9ZM15 234V235H16ZM39 234V235H38ZM25 235V234H24ZM24 235H22V236H24ZM30 235V236H29ZM38 235V236H37ZM66 235H67V233H66ZM248 235V236H247ZM8 236H7V238H8ZM26 237V235L22 238V241L24 240V241H26V239H27V237ZM57 237H58V235H57ZM65 237H66V239H65ZM1 239L0 238V246H2L1 244V242H3V246H4V239ZM14 238H15V240H16V245H17V243H18V247L20 246V244L22 243L18 238H17V236H15V237H13V239L12 240H14ZM17 238V239H16ZM17 240H19V241H17ZM27 240V241H28ZM250 240V239H249ZM26 241V242H27ZM207 241V240H206ZM205 241V242H206ZM211 241V240H210ZM227 241V240H226ZM14 242V241H13ZM31 242V243H30ZM24 244H23V246H25L26 244H25V242H23ZM27 243H29L31 246L30 247H32L33 246V244H32V241L30 240V241H28ZM63 243L64 242H62V246H66V248L68 247V245H67V243L65 242L64 243V245H63ZM98 243H105V239H103V236H102V238L101 237H99V240H98ZM8 244H11V242H8L7 244H5L6 245V247H7V245ZM12 245V247L13 246H15V244H11ZM10 245V246H11ZM28 245V244H27ZM43 245L44 244H42V245H39L40 247H41V250H42V247H43ZM72 245V244H71ZM70 245V246H71ZM9 246V245H8ZM9 246V247H10ZM17 246H16V248H17ZM35 246H36V244H35ZM38 246V248H40ZM59 246V245H58ZM79 245H77V243L73 246V247H75V249H73V247H69V248H72L73 250L71 251V249H70V251H71V253L72 254H74L75 252H73V251H76V250H78L79 248H77ZM9 247H7L6 249H10ZM61 247V245L58 247V249ZM3 249H4V251L6 250L5 249V246L4 247H2ZM15 248V247H14ZM1 249V248H0ZM62 250L63 249H65V247H62L61 248ZM254 249H257V251H259V253H262V252H264V236H261V238H260V240L257 242V245H256V248H254ZM11 250V249H10ZM40 250V251H41ZM0 251H3V250H0ZM39 251V249H38V253L40 252ZM56 251V250H55ZM54 251V252H55ZM58 251H60V250H58ZM79 251V250H78ZM161 252H162V249L160 250ZM164 251V253H165V250H163ZM7 252H9V250H7ZM158 253H159V251H157ZM41 253V252H40ZM40 253H39V256H40ZM51 253V252H50ZM49 253V254H50ZM76 253H78L77 251H76ZM75 253V254H76ZM258 253V254H259ZM4 254H7V253H5L4 252ZM55 254H56V252H55ZM187 254H188V249L187 250H181V251H178V252H174V256L176 257V263L175 264H197L196 262H193V261H187ZM205 255H203V258L205 259V260H207L206 258H211V257H215L216 259H220L221 257H222V248H221V246L220 247H213V248H211V249H209L208 250V252L207 253H204ZM46 255V254H45ZM161 255V254H160ZM164 255V254H163ZM162 255V256H163ZM2 256L3 257H0V259L1 258H4V256L5 255H3L2 254ZM49 256V255H48ZM47 256V257H48ZM52 256V255H51ZM259 256L261 257V254H259ZM42 257V256H41ZM202 258V259H203ZM7 259V258H6ZM41 258H39V259H37L36 261L38 262H35V264L37 263V264H47V263H44V262H46V261H43V260H46V259H43V260H40ZM48 259H49V257H48ZM65 259V258H64ZM66 259H71V258H66ZM65 259V260H66ZM74 259V258H73ZM72 259V260H73ZM76 259H78V258H76ZM52 260H53V258H52ZM69 260H67V261H64L65 263L64 264H73V263H76V264H84L83 263V261H82V259L81 260H79V262L77 263V261L75 260V261H72L71 260V262H69ZM164 260V259H163ZM189 260V259H188ZM2 261L5 263V261H4V259H2ZM7 261H9V259H7ZM6 261V262H7ZM41 261V262H40ZM42 261H43V263H42ZM82 261V262H81ZM166 261V260H165ZM10 263L9 264H12L11 262L12 261H9ZM53 262H55V261H53ZM53 262H51L52 264H58V263H53ZM58 262H60V263H62L63 262V259L61 260V261H58ZM59 263V264H60ZM147 263V258H141V259H139V260H137L136 262H135V264H146ZM8 264V263H7ZM160 264H162L161 263V260H160ZM164 264V263H163ZM165 264H167V263H165Z\"/></svg>",
  "mask_w": 264,
  "mask_h": 264
}]
</instances>
